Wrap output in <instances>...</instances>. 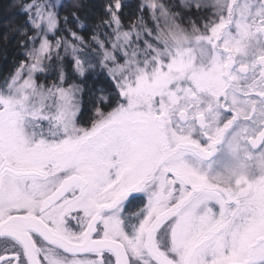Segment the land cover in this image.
<instances>
[{
    "label": "snow or ice",
    "instance_id": "6c2138e0",
    "mask_svg": "<svg viewBox=\"0 0 264 264\" xmlns=\"http://www.w3.org/2000/svg\"><path fill=\"white\" fill-rule=\"evenodd\" d=\"M152 9L150 0H15L3 9L0 130L23 126V150L44 154L21 175L44 194L34 214L64 237L29 229L36 247L47 246L41 264H264V203L185 180V150L159 143L143 63L133 62ZM13 162L0 135V178ZM5 211L0 202V218ZM5 239L19 249L0 264H32L23 242Z\"/></svg>",
    "mask_w": 264,
    "mask_h": 264
},
{
    "label": "flooded vegetation",
    "instance_id": "af4514ba",
    "mask_svg": "<svg viewBox=\"0 0 264 264\" xmlns=\"http://www.w3.org/2000/svg\"><path fill=\"white\" fill-rule=\"evenodd\" d=\"M231 2L230 24L215 34L204 35L210 47L203 53L200 86L181 82L190 97L180 92L173 107L165 108L158 96L152 120L159 127L161 145L185 150L178 175L188 181L203 177L201 182L213 190L246 191L255 202L264 203V0ZM0 135L6 139L14 161L11 172L0 178V202L6 209L0 218V236H14L23 242L32 264H41L38 253L47 246L37 240L40 247H36L29 229L40 225L54 242L64 237L34 214L44 194L35 191L32 179L21 173L34 159L45 157L15 147L16 135L10 128L0 130ZM139 203L129 205L130 211ZM11 204L28 207L30 214L9 215ZM188 226L191 223L181 230L178 245L185 243L181 238ZM113 243L123 250V244ZM11 249H19L14 239L0 240V254ZM48 251L56 256L55 251Z\"/></svg>",
    "mask_w": 264,
    "mask_h": 264
},
{
    "label": "rangeland",
    "instance_id": "374dc122",
    "mask_svg": "<svg viewBox=\"0 0 264 264\" xmlns=\"http://www.w3.org/2000/svg\"><path fill=\"white\" fill-rule=\"evenodd\" d=\"M150 3L153 5L155 23L148 21L146 25L139 24L140 42L134 45L136 55L133 62L137 65L143 63V92L149 97L148 107L152 116V107L156 105L158 96L165 108L173 107V100L180 92L190 97L186 85L184 87L181 82L195 83V88L200 86L204 76L203 53L210 47L205 44L204 35L208 32L215 34L230 24L232 2L150 0ZM173 4L177 7H173ZM181 4L183 7H180ZM189 8H193V11H186ZM195 8L199 11H195ZM145 32L149 33L147 37ZM9 128L16 135L14 146L23 150L21 141L25 135L24 127H16L13 123ZM191 227H186V233ZM183 236L181 239L184 241Z\"/></svg>",
    "mask_w": 264,
    "mask_h": 264
},
{
    "label": "trees",
    "instance_id": "16d2710c",
    "mask_svg": "<svg viewBox=\"0 0 264 264\" xmlns=\"http://www.w3.org/2000/svg\"><path fill=\"white\" fill-rule=\"evenodd\" d=\"M15 0H0V16H3L4 14V7L11 5L12 3H14ZM133 3H135V0H132ZM19 3V0H17V4Z\"/></svg>",
    "mask_w": 264,
    "mask_h": 264
}]
</instances>
